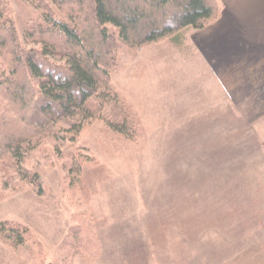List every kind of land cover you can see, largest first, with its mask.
Masks as SVG:
<instances>
[{
  "label": "rangeland",
  "instance_id": "obj_1",
  "mask_svg": "<svg viewBox=\"0 0 264 264\" xmlns=\"http://www.w3.org/2000/svg\"><path fill=\"white\" fill-rule=\"evenodd\" d=\"M6 4L19 34L42 15L31 1ZM106 27L115 39L110 87L130 132L112 129L119 114L106 108L63 147L39 140L23 159L27 179L9 176L0 158V264H224L264 237V119L243 124L220 110L163 119L153 95L175 86V56L154 53L149 64L138 53L170 38L130 47Z\"/></svg>",
  "mask_w": 264,
  "mask_h": 264
},
{
  "label": "trees",
  "instance_id": "obj_2",
  "mask_svg": "<svg viewBox=\"0 0 264 264\" xmlns=\"http://www.w3.org/2000/svg\"><path fill=\"white\" fill-rule=\"evenodd\" d=\"M24 1L33 2L42 15L19 34L6 0H0V158L12 165L9 176L22 179L29 171L23 159L39 140L52 139L63 147L86 123L102 118L106 108L119 114L107 124L117 133L130 132L133 121L110 87L116 58L107 24L118 28L123 43L138 47L176 40L185 30L215 21L221 12L218 0ZM53 8L66 21H57ZM50 56L64 61L54 62ZM69 163L78 172L73 158ZM85 229L92 243L94 233Z\"/></svg>",
  "mask_w": 264,
  "mask_h": 264
},
{
  "label": "crops",
  "instance_id": "obj_3",
  "mask_svg": "<svg viewBox=\"0 0 264 264\" xmlns=\"http://www.w3.org/2000/svg\"><path fill=\"white\" fill-rule=\"evenodd\" d=\"M218 2L221 12L211 24L138 53L149 64L154 53L175 56V86L168 81L153 95L163 119L174 118L172 110L176 119L206 117L212 110H220L221 118L235 113L243 124L264 119V0ZM224 264H264V237Z\"/></svg>",
  "mask_w": 264,
  "mask_h": 264
}]
</instances>
